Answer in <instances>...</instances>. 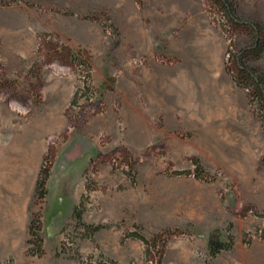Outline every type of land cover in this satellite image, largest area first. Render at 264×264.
<instances>
[{"label": "rangeland", "instance_id": "374dc122", "mask_svg": "<svg viewBox=\"0 0 264 264\" xmlns=\"http://www.w3.org/2000/svg\"><path fill=\"white\" fill-rule=\"evenodd\" d=\"M229 1L264 26V0ZM224 15L0 0V264H264V122L232 72L252 38ZM216 230L235 246L211 257Z\"/></svg>", "mask_w": 264, "mask_h": 264}, {"label": "trees", "instance_id": "16d2710c", "mask_svg": "<svg viewBox=\"0 0 264 264\" xmlns=\"http://www.w3.org/2000/svg\"><path fill=\"white\" fill-rule=\"evenodd\" d=\"M216 5H218L221 11L225 14L223 16V21L225 23V27L229 29H240L244 28L248 31L252 38V44L244 49L239 50L235 53L234 57V68L232 70L234 74L235 82L240 86L245 88L250 95L251 101L255 104L257 108V113L259 114L261 120L264 122V71H260V69L251 66L250 64L260 60L264 55V26L260 23L254 22H245L241 21L236 17L235 8L233 4L229 0H213ZM50 177V168H44L40 174L39 181L36 187V193L39 195V198L44 199L48 194L47 190V182ZM75 218L83 225L86 229V234L89 236L94 235L100 229L101 226H93L87 225L82 222V212L78 209V207L74 211ZM31 226V234L32 233ZM40 230V227L37 228ZM37 233V232H35ZM135 237H140L142 241H144L148 247V255H151L150 244L148 240H146L142 236H137L133 234ZM42 245V242H40ZM235 246V238L233 235H229L227 240H222L221 232L216 230L210 236L208 248L209 254L211 257H216L220 255L224 251H230ZM161 256L158 260V264H162V256L164 251H159ZM42 254V246L39 247L37 251V255ZM111 264H116L113 261H108ZM12 263V262H10ZM80 264H86L79 259Z\"/></svg>", "mask_w": 264, "mask_h": 264}, {"label": "bare ground", "instance_id": "6f19581e", "mask_svg": "<svg viewBox=\"0 0 264 264\" xmlns=\"http://www.w3.org/2000/svg\"><path fill=\"white\" fill-rule=\"evenodd\" d=\"M212 61V60H211Z\"/></svg>", "mask_w": 264, "mask_h": 264}]
</instances>
